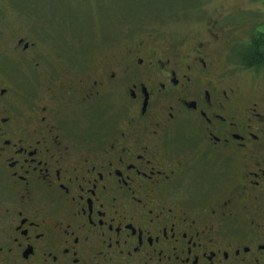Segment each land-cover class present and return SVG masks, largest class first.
<instances>
[{
    "label": "flooded vegetation",
    "instance_id": "1",
    "mask_svg": "<svg viewBox=\"0 0 264 264\" xmlns=\"http://www.w3.org/2000/svg\"><path fill=\"white\" fill-rule=\"evenodd\" d=\"M215 13L76 63L0 29V264H264V50Z\"/></svg>",
    "mask_w": 264,
    "mask_h": 264
},
{
    "label": "rangeland",
    "instance_id": "2",
    "mask_svg": "<svg viewBox=\"0 0 264 264\" xmlns=\"http://www.w3.org/2000/svg\"><path fill=\"white\" fill-rule=\"evenodd\" d=\"M216 11L231 16L236 25H245L238 29L242 34L241 48H237L242 52L233 56L235 62L252 58L250 51L254 47L261 45L264 50V0H0V29L11 35L21 27L46 28L62 59L76 63L91 46L99 52L105 47L104 40H120L129 26L134 28V36L155 31L183 34L201 29L204 20ZM64 22L70 26L68 30L63 28ZM253 34L251 48L244 40ZM261 92L264 93V73ZM109 113L115 112L104 108V118Z\"/></svg>",
    "mask_w": 264,
    "mask_h": 264
},
{
    "label": "trees",
    "instance_id": "3",
    "mask_svg": "<svg viewBox=\"0 0 264 264\" xmlns=\"http://www.w3.org/2000/svg\"><path fill=\"white\" fill-rule=\"evenodd\" d=\"M258 51H259V48H253L251 51H250V54H251V56L253 57V58H257L258 57V55H257V53H258Z\"/></svg>",
    "mask_w": 264,
    "mask_h": 264
}]
</instances>
